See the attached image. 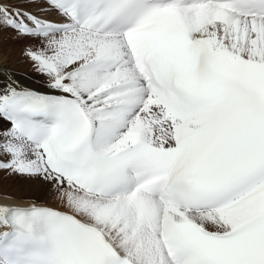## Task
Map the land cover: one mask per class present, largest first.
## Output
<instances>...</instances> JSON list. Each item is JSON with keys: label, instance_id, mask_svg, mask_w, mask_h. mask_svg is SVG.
Here are the masks:
<instances>
[{"label": "snow or ice", "instance_id": "6c2138e0", "mask_svg": "<svg viewBox=\"0 0 264 264\" xmlns=\"http://www.w3.org/2000/svg\"><path fill=\"white\" fill-rule=\"evenodd\" d=\"M0 264H264V0H0Z\"/></svg>", "mask_w": 264, "mask_h": 264}, {"label": "bare ground", "instance_id": "6f19581e", "mask_svg": "<svg viewBox=\"0 0 264 264\" xmlns=\"http://www.w3.org/2000/svg\"><path fill=\"white\" fill-rule=\"evenodd\" d=\"M4 65L5 64H3V62L0 61V68L11 71V69L7 68L6 66L4 67ZM20 77L26 83H34L36 86L38 87L40 86V81H41L40 78H38L39 81L36 82L35 80L31 81L30 79L32 78H29V77L28 78L24 76L23 77L20 76ZM11 177H14L12 178V180H15L14 183H11V181L7 182L6 179H10ZM6 179L5 181L0 180V185H1L0 186V203L23 204V205L29 204L31 202L45 203L44 201L46 200L44 199L46 198L45 196L46 195L49 196V194L52 193L48 190L45 183L38 177L32 178V177H27V176L11 175L9 177H6ZM4 187L6 188L12 187L13 189L10 190V193L13 195H16V197L18 196L20 199L9 198L8 196H6L4 193H7L8 189L6 190ZM21 189H23V191H21Z\"/></svg>", "mask_w": 264, "mask_h": 264}, {"label": "rangeland", "instance_id": "374dc122", "mask_svg": "<svg viewBox=\"0 0 264 264\" xmlns=\"http://www.w3.org/2000/svg\"><path fill=\"white\" fill-rule=\"evenodd\" d=\"M10 33L9 32H5L3 34V44L2 47H0V61L3 62L4 67L6 66L7 68L11 69V71H16L15 73L19 76H24V77H29L32 78L30 79L35 80L36 82L39 81L38 77L32 70L30 64L24 59V57L21 56V48L23 46V42L21 41H15L12 39H9ZM11 54V55H10ZM10 64V65H9ZM12 66V67H11ZM27 70V71H26ZM41 79V78H40ZM6 177H9V175H7L6 173H2L0 172V180H4L6 179ZM11 177L10 179H6L7 182L11 181V183H14L15 180H12ZM9 184V183H7ZM1 186V185H0ZM6 190L8 189L7 193H4L6 196H8L9 198H18L20 199L18 196L16 197V195H13L10 193V190H12V187L6 188L4 187ZM21 191H23V189H21ZM46 200L45 203L47 204H51V206H57L58 205V201L55 199V194L51 193L45 196Z\"/></svg>", "mask_w": 264, "mask_h": 264}]
</instances>
